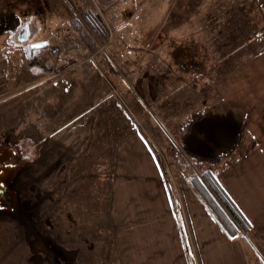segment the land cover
Listing matches in <instances>:
<instances>
[{
    "label": "rangeland",
    "instance_id": "rangeland-1",
    "mask_svg": "<svg viewBox=\"0 0 264 264\" xmlns=\"http://www.w3.org/2000/svg\"><path fill=\"white\" fill-rule=\"evenodd\" d=\"M84 1L92 6V0ZM165 1L171 5L168 19L157 30L158 41L150 24L143 26L142 37L127 34L121 41L114 36L107 6L98 0L105 19L95 15L110 31L104 44L110 58L91 59L90 74L84 75L85 66L83 74L63 79L62 70L79 60L68 56L62 62L66 67H61L48 62L54 61V55L47 51L43 59L28 64L22 48L14 55L13 69L7 70L10 75H4L9 30L1 31L14 15L19 16L14 27L23 19L20 7L0 0V141H9L27 158L18 186L21 205L12 213H0V264H119L110 217L112 177L117 144L135 128L152 134L163 147L169 167L187 181L186 175L170 165L166 151L179 138L167 125L172 121L182 127L194 113L204 116L206 111L193 110L179 122L168 116L166 108L178 102V97H191L193 91L204 96L209 89V98L214 67L210 69L207 63L225 74L264 49V2ZM200 31L207 39L200 52L194 50L196 59L188 62L186 43ZM41 35L42 28L34 38ZM132 44L142 45V50L129 48ZM66 45L68 52L82 46L76 38ZM118 45L123 47L116 53ZM152 51L166 57L156 74H151ZM45 64L40 73L39 67L34 68ZM152 77L157 80L152 82ZM170 81L176 85L167 91ZM160 82L161 90L153 84ZM185 83L191 88L178 90ZM86 84L96 89L92 92ZM196 173L201 177L200 170ZM248 240L252 264H264V234H249Z\"/></svg>",
    "mask_w": 264,
    "mask_h": 264
},
{
    "label": "crops",
    "instance_id": "crops-1",
    "mask_svg": "<svg viewBox=\"0 0 264 264\" xmlns=\"http://www.w3.org/2000/svg\"><path fill=\"white\" fill-rule=\"evenodd\" d=\"M101 1L107 6L114 36L121 41L127 34L142 37L147 24L153 27L155 41H158L157 30L168 19L171 5L165 0ZM6 3L21 8L25 26L33 33L31 41L48 42L49 46L35 56V61L43 59L47 51L50 54V48L56 45L60 46V52L49 63L66 67L62 66L66 57L79 60L62 70L63 79L86 70L84 75L90 74L94 68L91 59L110 58L104 45L110 31L84 0H7ZM41 28L42 35L34 38ZM7 35L6 44L10 50L3 53L8 58L4 75H10L7 70L13 69L14 55L21 53L20 48L24 60L30 63L16 32L9 30ZM72 38L82 46L68 52L69 49L64 48ZM206 39L200 31L186 43L188 48L184 55L188 62L196 59L194 50L200 52ZM120 47L123 45L117 46L116 53ZM129 48L137 50L142 45L132 44ZM158 53L152 51L149 54L154 59H151L154 65L151 74H156L165 64L162 61V57L166 58L164 53ZM171 54L172 58L176 57L175 53ZM198 65L202 63L198 61ZM204 65H209L210 69L214 67L213 82L209 86L211 98L207 99L209 89L205 97L196 91L186 100L184 96L180 100V95H175L178 102L168 104L166 111L179 122L187 119L193 110L206 111L193 123L192 131L185 139L191 151H207L212 145L210 140L220 141V132L233 140L239 139L234 151L213 171L251 229L229 237L196 190L169 167L163 147L154 142L152 134L135 128L117 144L112 177L110 217L116 229L119 264H252L247 251L251 246L249 234H264V49L225 74H220L215 65ZM156 80L153 78L152 82ZM153 84L162 89V82ZM174 85L176 83L170 81L167 91ZM86 87L92 92L96 89L90 84ZM190 88L185 83L178 90Z\"/></svg>",
    "mask_w": 264,
    "mask_h": 264
},
{
    "label": "trees",
    "instance_id": "trees-1",
    "mask_svg": "<svg viewBox=\"0 0 264 264\" xmlns=\"http://www.w3.org/2000/svg\"><path fill=\"white\" fill-rule=\"evenodd\" d=\"M202 117L203 113L196 112L182 127L174 126L170 121L167 126L179 138V142L168 147L166 153L170 165L186 175L188 183L196 190L226 234L232 238L240 232L249 231L251 225L224 190L213 169L234 151L239 139L233 140L229 135L220 132V141L210 140L212 145L207 151H191L186 146L185 139L192 131L193 123ZM197 170L201 171V177L196 173Z\"/></svg>",
    "mask_w": 264,
    "mask_h": 264
},
{
    "label": "flooded vegetation",
    "instance_id": "flooded-vegetation-1",
    "mask_svg": "<svg viewBox=\"0 0 264 264\" xmlns=\"http://www.w3.org/2000/svg\"><path fill=\"white\" fill-rule=\"evenodd\" d=\"M15 20L17 19L11 18L3 30H14L16 33L20 31L18 37H22L24 36L22 29L26 23L22 20L14 27ZM29 42L32 41L29 40ZM26 165L27 158L23 152L18 151V148L9 141H0V213L5 211L12 213L19 209L21 190L18 186L26 172Z\"/></svg>",
    "mask_w": 264,
    "mask_h": 264
},
{
    "label": "water",
    "instance_id": "water-1",
    "mask_svg": "<svg viewBox=\"0 0 264 264\" xmlns=\"http://www.w3.org/2000/svg\"><path fill=\"white\" fill-rule=\"evenodd\" d=\"M24 32L23 37L19 38L20 43L24 44V49L26 51V55L30 58L31 61L34 60V56L40 53V51L48 46L47 41H36L29 43L28 40L33 36L32 31L30 32L26 27L22 29Z\"/></svg>",
    "mask_w": 264,
    "mask_h": 264
},
{
    "label": "built area",
    "instance_id": "built-area-1",
    "mask_svg": "<svg viewBox=\"0 0 264 264\" xmlns=\"http://www.w3.org/2000/svg\"><path fill=\"white\" fill-rule=\"evenodd\" d=\"M91 3H92V8H93L97 13H99V14L102 16V19H105V10H104L103 7L98 3V0H92ZM103 10H104V11H103ZM59 52H60V47H59V46H54V47L51 48V53H52V54H57V53H59ZM42 66H47V64H45V65H36V66H34V68L36 69L37 67H39L37 71H39V73H40L42 70H45V68L42 67ZM37 71H36V72H37Z\"/></svg>",
    "mask_w": 264,
    "mask_h": 264
}]
</instances>
